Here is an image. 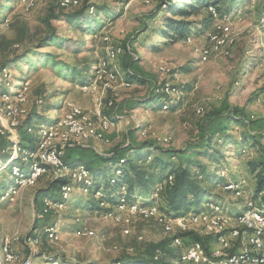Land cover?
<instances>
[{"label":"rangeland","instance_id":"obj_1","mask_svg":"<svg viewBox=\"0 0 264 264\" xmlns=\"http://www.w3.org/2000/svg\"><path fill=\"white\" fill-rule=\"evenodd\" d=\"M70 1H76L77 4L62 6L68 8L78 5L77 0H64L63 3ZM124 1L79 0L80 5L86 2L110 11L105 13V22L96 18L94 30L98 33L95 36L82 35L63 20H53L50 11L57 0H21L23 5L17 3L12 11L0 14V41L7 44V48L0 53V85H4L5 89L10 88L11 82L20 75L29 79L23 84L15 83L16 89L12 92L10 88L11 94L3 92L5 94L0 96V135L6 137H0V248L3 242L8 241L12 254V259L2 264H25L27 258L31 259V264H55V261L61 264L60 260L64 264H117L123 259H135L150 245L164 243H170L168 247L180 253L181 248L173 245L172 238L174 241L180 237L178 233L186 231L180 230L175 223L138 216L126 217L129 222L119 225L106 220L104 212L107 208L115 211L114 207L123 200L115 205L101 206L105 208L103 212L82 208L86 201L99 195L97 191L100 189L94 187L90 193L91 190L88 192L84 184H71L66 194L62 190L60 192L66 198L65 208H56L50 202H35V193L47 187V181L52 178L71 177L66 161L75 153L94 156L95 160L105 158L116 148L126 146L133 140L140 143L155 141L164 150L179 152L225 129L239 138L243 130L253 131L261 121L257 114H261V109L264 111V0H227L226 6L231 7L237 17L224 20L219 16L212 17L215 22L206 30L218 33L217 45L204 39L206 31L201 27L189 35L192 36L190 43H186L189 36L176 44H169L160 34H155L156 31H152L149 25L160 7L169 0ZM190 1L180 0V3L188 4ZM207 11L210 13V10ZM111 15H117V18L113 20ZM166 15V11L161 10L152 26L159 29ZM201 16L207 17V13ZM189 19L203 21L196 15ZM51 25L57 28L60 42L71 40L73 43L70 45H75L83 39L84 48L69 50L65 43L58 47L52 44L38 48V39L44 36ZM217 26L220 30H217ZM22 27L26 35H21ZM142 32L145 34L141 35ZM143 39L152 45L151 48L146 49L141 44ZM227 40L233 41V44L229 46ZM220 41L225 43L216 49ZM117 46L124 47L126 53L108 62L118 66L120 79L114 83L102 82L95 88L84 90L87 84L83 82L93 76L94 65L106 59L108 50ZM223 50L229 54L226 55ZM25 51H28L27 58L15 64L13 59ZM203 51H209L210 54L206 62L200 59ZM44 53L51 56L43 60L34 58ZM4 63H8L9 67L2 72ZM128 73L138 75L143 83H130ZM21 81L24 79L21 78ZM153 90L156 95L163 97L157 110L138 108L136 103L142 102L138 100L146 99ZM42 92L44 95L41 97L39 93ZM8 94L13 97H7ZM255 99L259 102L255 103ZM165 106L167 109H163ZM73 108L80 109L92 121L96 120L97 112H102L115 125L100 139L70 135L66 127L53 130L51 137L40 134L45 139L41 146H49L48 152L66 150L59 153L66 169L58 171L60 178L54 175L52 169H47L32 183L19 186L20 179L32 176L33 165L29 174L24 176L14 164L20 158L27 161L28 152L13 148L12 130H15L19 143H27L22 135L19 136V126L28 113L36 112L39 120L35 126L39 129L44 126L43 129L47 130V123L64 119ZM230 115L245 117L246 127H237L233 121H228ZM14 122L17 124L16 129L10 127ZM29 133L39 138V131ZM257 143L259 149H250L246 154L238 155L233 148L223 151L224 172L221 173L223 179L220 183H230L219 185L211 197L217 203L208 204L199 212L219 207L220 211L233 218L242 204L238 213L246 209L248 202L254 198L255 184L254 177L247 172L246 164L260 157L257 151L264 149V135L258 137ZM10 166L16 176L15 184L5 176ZM75 168L74 171H82L84 167ZM102 179H107L106 173ZM237 183H243L240 186L243 193L240 195H237V190L226 188ZM5 184H10V187L13 185L6 193L3 188ZM157 187L154 198H157ZM259 200L255 204L263 209ZM152 204L158 206V200L155 199ZM50 227L58 232L54 239L47 236L46 231ZM232 228L233 222L229 225V229ZM190 230L208 240L210 237L204 235L212 236V241L214 239V234L209 233L203 225L193 226L187 231ZM46 237L48 241L41 243ZM233 248H237V243ZM49 258L59 260L52 259L45 263ZM163 260H170L168 254ZM176 262L181 264L177 259Z\"/></svg>","mask_w":264,"mask_h":264},{"label":"trees","instance_id":"obj_2","mask_svg":"<svg viewBox=\"0 0 264 264\" xmlns=\"http://www.w3.org/2000/svg\"><path fill=\"white\" fill-rule=\"evenodd\" d=\"M64 0H57L55 7H52L50 14L53 20H63L70 26H73L75 30H78L85 36H95L98 31L96 29V18H100L104 21L105 13L110 12L103 8H98L96 5H89L86 2H82L80 5L79 0L77 6H70L65 8L62 6ZM125 0L124 2H128ZM227 0H191L188 4L180 3V0L172 2V0L165 1L160 10L166 11V16H163V22L159 29L153 27L152 23L159 16V12L151 21L149 26L155 34L160 36L169 44H176L182 41L189 35H192V31L201 27L204 31L209 30L213 23L210 13H208V7L213 6L219 13L222 20L230 17H237L231 7L226 6ZM22 4L21 0H0V14H5L12 11L15 4ZM207 13V17L201 15ZM264 12V8H263ZM114 14V13H113ZM200 16L203 21H191L190 16ZM114 20L117 15H111ZM91 20V22H90ZM199 22V23H198ZM149 28V27H145ZM21 35H26L24 27L21 29ZM146 32V29L145 31ZM142 32L141 35L145 34ZM149 38V36H147ZM61 37L58 34L57 28L50 26L44 36L40 37L37 41L38 48H44L50 45L61 46L65 43L67 49L72 48H84L85 41H80L75 45L71 40L59 41ZM141 44L146 48H151L152 45L145 39ZM7 48V44L4 41H0V53ZM157 50V49H156ZM28 51H25L21 55L16 56L13 59L15 64L23 62L27 56ZM48 53H44L41 56H35L37 59H48L50 57ZM12 61V60H11ZM97 63V62H96ZM95 63V64H96ZM95 66V65H94ZM8 63L2 65L1 71L8 69ZM84 71V69H82ZM82 71V72H83ZM23 78L24 81L20 82ZM91 78V77H90ZM89 78V79H90ZM89 79L84 81L87 82ZM127 79L130 83L142 84L143 81L138 75L128 73ZM29 79L26 76L20 75L15 77L11 82V89H16L15 83H26ZM30 84V83H29ZM2 86V87H1ZM4 85H0V92L10 93V88H4ZM21 88V87H20ZM19 88V89H20ZM39 93L41 97L44 95ZM11 94V93H10ZM43 94V95H42ZM48 98V97H47ZM163 97L156 95L154 90L149 96L142 102L137 103L138 106H146L149 109H156L162 102ZM36 112L28 113L25 120L19 126V136L22 135L27 143L20 142L21 148L28 152H35L40 142V136L36 134H30L29 132H40L41 128L35 126L39 116ZM233 121V124L237 127L241 126L245 128V117L228 116V121ZM58 119L54 122L47 123V125H54ZM44 124V123H41ZM29 130V132H28ZM239 138L235 137L231 131L227 129L219 132L217 135L207 137L203 141L193 144L190 148L180 150H164L160 145L151 140H145L139 144L130 143L123 147H118L111 152L107 157L97 158L93 161H88L83 157H74L66 161V163L75 168L77 166H83L89 172L90 182L92 186L87 187L88 192L92 188L100 189V196L98 198H92L86 201L82 208L90 210L91 212H103L105 208H102V204L115 205L120 200L127 203H139L143 205H151L155 199L158 200L159 212L169 219H177L183 215H187L190 212H199L203 210L206 205L211 203H217L212 199L213 191L219 185H226L230 182L220 183L222 181L221 173L224 172L222 163L225 156V149L233 148L238 155L246 154L250 149H259L258 139L252 135L249 130H243ZM6 138L4 136H1ZM263 148V147H262ZM262 150V151H261ZM224 151V152H223ZM261 155L258 158L247 162V172L255 179L254 184V198L253 202H257L258 199L264 206V149H260ZM151 158V160H150ZM21 169V173L27 176L33 165L32 160L24 161L19 159L14 163ZM37 164H41L38 161ZM45 166V165H44ZM46 170L50 169L45 166ZM8 175L6 179H12L15 184L16 176L13 174L12 166L8 167ZM106 173L107 179H102V175ZM170 177L172 179L170 180ZM19 180V179H18ZM42 179H38V181ZM213 182V184L211 183ZM47 187L39 189L35 193V202L45 203L47 200L66 202V198L61 196L62 187H68L73 182L70 179L60 178L55 180L54 178L47 181ZM3 184V183H2ZM10 184H5L4 193L10 188ZM80 186V185H78ZM158 186V187H157ZM10 187V188H9ZM157 187V198H154L155 189ZM92 190L90 191V193ZM102 192V193H101ZM60 197H62L61 200ZM70 201H68L69 203ZM67 203V204H68ZM66 205V203H65ZM198 209L194 211V209ZM264 209V207H262ZM106 210L105 212H107ZM104 212V213H105ZM42 213V212H41ZM189 234V235H188ZM179 235L189 243L199 242L206 251L209 253V240L198 233H187ZM179 237V238H180ZM45 240L41 241L46 243ZM174 245V241L172 238ZM170 243H164L160 245H150L147 249L143 250V253L134 257L135 259H123L118 261L117 264H176V259L181 264H186L182 261V249L173 251L170 249ZM160 253V254H159ZM168 254L169 261H164L165 255ZM157 258V260H156ZM52 259H46V262H50ZM61 264H64L60 260ZM176 262V263H175Z\"/></svg>","mask_w":264,"mask_h":264},{"label":"bare ground","instance_id":"obj_3","mask_svg":"<svg viewBox=\"0 0 264 264\" xmlns=\"http://www.w3.org/2000/svg\"><path fill=\"white\" fill-rule=\"evenodd\" d=\"M63 6H68V4L76 5L77 2H69L67 4L62 3ZM208 10H210V14L213 18H217L219 16L218 11L215 7L209 6ZM220 18V16H219ZM217 30H220V27L217 26ZM210 35V41L212 43L217 42L218 40V33H211L206 31L205 36ZM192 39V36L187 37L186 43H190ZM225 43V41L218 42V46L216 49L219 48V46H222ZM227 43L230 45L233 44V41L227 40ZM128 52V51H127ZM223 52L228 55L229 53L226 50H223ZM126 49L122 46L110 48L107 53L106 59H101L94 68L93 76L85 82L87 85L84 88V90L95 88L99 83L107 82V83H114L120 79V73L118 71V66L110 64L108 61L112 58H115L116 56L120 54H125ZM209 51H203L200 54L201 62H206L209 58ZM103 70V71H102ZM2 72H5L3 70ZM1 72V73H2ZM5 93L0 94V96H3ZM7 97H13L12 95L8 94ZM259 102V101H258ZM163 109H167V106L163 107ZM82 120V121H81ZM19 125V123H18ZM115 125V122L113 120H110L107 116H105L102 112L96 113V120H91L90 117L86 116L80 109L73 108L71 110L70 115L66 116L64 119L57 121L54 125H46L47 130H44L41 126V130L39 132L40 134L44 133L45 136L51 137L53 130L57 129L58 127H66L67 131L70 135L83 138V139H89V138H95L100 139L102 138L103 134L108 132L113 126ZM17 126L16 122L12 123L10 125L11 128H15ZM16 129V128H15ZM11 137V143L13 148L16 149V151L23 150L24 152H28L24 149H22L19 145V139L15 137V130H12ZM9 135V134H8ZM40 142L38 144V149L35 152H28L26 155V160H32L34 162V158L36 157L39 152H41V144L44 142V138L40 137ZM42 160L40 161L41 166L38 167V164H33L32 167V176L29 179H20L19 186H26L29 183H32L35 181L39 174L41 172L46 171V167H49L52 169L54 175H56L57 178H60L61 176L58 175V171L61 169H66L64 162L61 159V154L56 153L55 151L52 152H44L42 153ZM45 165V166H43ZM76 168L68 167L67 170L72 173L71 177L68 179L71 180L76 185H85L86 187L91 186L90 182V176L89 172L86 169H81L82 171H74ZM19 175V174H18ZM21 177V176H20ZM23 178V177H22ZM172 177H170V180ZM78 182V183H75ZM236 185V186H235ZM234 186L231 184L228 185L227 189H233L237 190V195H240L241 189L240 186L243 185V183H237ZM65 194L66 191L69 190L68 187H62L61 189ZM99 195L96 197L98 198L100 196V192L97 191ZM96 192V193H97ZM157 197V196H156ZM50 202L51 205H53L56 208H65L66 205L62 201H51L47 200L45 203ZM106 204H102L103 207H105ZM127 206V207H125ZM47 209H49V206H46ZM119 208L120 212L121 210L126 211H132V215H125L123 218H121L119 215ZM115 211L112 208H107V212L104 213V218L106 220L111 221L112 223H115L116 225L123 224L125 221L129 222L126 217H142V218H154L157 219L159 222H169L172 223L173 221H179L177 226L182 231H187L189 228L193 226H201L203 225L207 231L211 234H214V243L216 244V247L219 250H226L228 247L233 248L235 244L237 243L236 239H231L235 235V228H247L253 229L255 231L254 233H246V237L249 236V240H239V250L236 253V260L239 261L240 264H256L258 261V264H264V209H259L255 202L252 200L248 202L246 209L240 211V213L233 216V218L230 215H227L220 211L219 207H216L215 209H211L210 211L206 212H198V213H189L187 215H183L177 219H169L165 216H163L159 212V208L155 204L151 205H143L139 203H133L129 204L127 202H122L116 207H114ZM252 209V214H251ZM155 211V212H154ZM230 218V223L226 222L225 218ZM197 216H204L203 219H190V221H183L187 217L189 218H196ZM219 216H224L225 218H218ZM249 218V219H248ZM231 222L234 223V228L229 229V225ZM228 224V227L226 225ZM85 231V230H84ZM83 231V233H84ZM47 236L50 239H54L57 237L58 232L55 231L54 228H48L47 229ZM82 233V235H83ZM4 244L1 245L0 248V255L2 259L0 258V264L4 262H9L12 259L11 254V246L8 241L3 242ZM174 246L177 248H181L183 250L182 253V261L187 264V262H194V259H196V264H210V260H206V257L204 254H196V246L192 244H183L182 239L177 238L174 240ZM251 246V250H250ZM55 264H60L59 261H55ZM7 264V263H6ZM28 264H31V259L28 260ZM227 264H234V258H227Z\"/></svg>","mask_w":264,"mask_h":264},{"label":"built area","instance_id":"obj_4","mask_svg":"<svg viewBox=\"0 0 264 264\" xmlns=\"http://www.w3.org/2000/svg\"><path fill=\"white\" fill-rule=\"evenodd\" d=\"M211 33H213V32H211ZM204 39L207 42H210V35L204 36ZM216 45H217V42H216ZM48 148H49V146H46L45 148H41V152H39V154H37L36 157L34 158V163L38 162V161H43L42 160V153L48 151ZM65 151L66 150H58V153H64ZM134 211H136V209L132 210V211H127V212H120V208H119V215L118 216L132 215V212H134ZM251 214H252V209H251ZM203 218H204V216H197L196 218L187 217L183 221H190V219H203ZM218 218H225V217L219 216ZM225 219H226V222H230V218H225ZM171 222L172 223H178L179 221L171 220ZM263 222H264V220H263ZM190 232H192V230L186 231L185 233H190ZM185 233H178V235H182ZM246 233H254L255 234V231L253 229H250L249 227H247V228H235V235L231 239L237 240V248L228 247L226 250H219L217 247H215V248H210L209 253L206 251V249L204 248V246L201 243H199V242L187 243V241L184 238H182V237L181 238H182L183 244L195 245L196 246V254H204L206 257V260H210V264H227V258H234V264H240L239 261L236 260V253L239 250V240H246ZM204 236L210 237L212 239V236H210V235H204ZM251 249L252 248L250 246V250ZM262 257H264V255ZM25 264H28V258L26 259ZM187 264H196V259H194V262H187ZM256 264H258V261Z\"/></svg>","mask_w":264,"mask_h":264},{"label":"crops","instance_id":"obj_5","mask_svg":"<svg viewBox=\"0 0 264 264\" xmlns=\"http://www.w3.org/2000/svg\"><path fill=\"white\" fill-rule=\"evenodd\" d=\"M137 100V99H136ZM138 101H143V99H139ZM257 102V99H255V103ZM258 103V102H257ZM136 105H137V103H136ZM138 108H141V107H143V108H146L147 109V107L146 106H137ZM149 109V108H148ZM150 110H157V109H150ZM159 110V109H158ZM264 111L261 109V114H257V115H259V117L261 118V119H259V120H261L258 124H256V127H255V129H253V131H251L250 133L252 134V135H254L257 139H258V137H260L261 135H264V113H263ZM251 116H253L254 117V115H251ZM250 131V130H249ZM259 135V136H258ZM260 139H262V137L260 138ZM134 142H131V143H135V144H139L140 143V141H138V140H133ZM142 142V141H141ZM195 144H197V143H195ZM74 157H83L84 159H87L88 161H93V160H95L94 159V156H91V155H85V156H83L82 154H80V153H75V154H73V156L71 157V158H74ZM241 207H243V204L238 208V212H239V209L241 208ZM237 212V213H238ZM236 213V214H237ZM249 234H248V236L246 237L247 238V240H249ZM209 247L210 248H215L216 247V245H215V243L212 241V239L210 238V240H209Z\"/></svg>","mask_w":264,"mask_h":264}]
</instances>
